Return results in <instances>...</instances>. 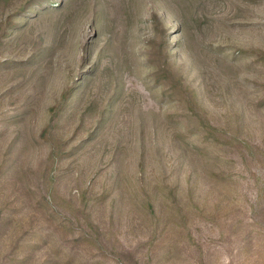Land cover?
<instances>
[{
    "label": "rangeland",
    "instance_id": "rangeland-1",
    "mask_svg": "<svg viewBox=\"0 0 264 264\" xmlns=\"http://www.w3.org/2000/svg\"><path fill=\"white\" fill-rule=\"evenodd\" d=\"M29 1L0 0V264H264V0Z\"/></svg>",
    "mask_w": 264,
    "mask_h": 264
},
{
    "label": "trees",
    "instance_id": "trees-1",
    "mask_svg": "<svg viewBox=\"0 0 264 264\" xmlns=\"http://www.w3.org/2000/svg\"><path fill=\"white\" fill-rule=\"evenodd\" d=\"M52 2L55 3V0H30L29 5H33L34 7H38V9L46 10V9H51ZM29 5L25 6L24 11L28 10L30 7ZM154 20L158 23V17L156 16ZM158 25V24H157ZM160 29H158L159 31ZM160 38V52L162 54L163 50L166 48V45H169V40H168V33L166 31H161V34L159 36ZM170 63L169 60L167 62H164L163 66L158 69L157 66H152L153 73H155L154 80L156 83H163L165 84L167 79L175 77L174 71L170 68ZM97 76V75H96ZM177 83H181V79L177 80ZM184 85V83L182 82ZM186 94L189 96V89L188 87L185 89Z\"/></svg>",
    "mask_w": 264,
    "mask_h": 264
}]
</instances>
